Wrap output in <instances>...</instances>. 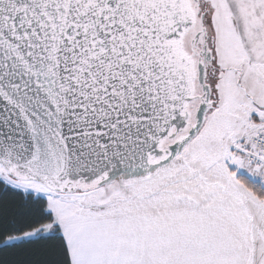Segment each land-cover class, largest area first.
Instances as JSON below:
<instances>
[{
    "label": "snow or ice",
    "instance_id": "obj_1",
    "mask_svg": "<svg viewBox=\"0 0 264 264\" xmlns=\"http://www.w3.org/2000/svg\"><path fill=\"white\" fill-rule=\"evenodd\" d=\"M0 264H264V0H0Z\"/></svg>",
    "mask_w": 264,
    "mask_h": 264
}]
</instances>
